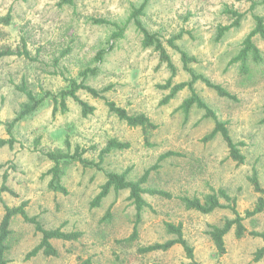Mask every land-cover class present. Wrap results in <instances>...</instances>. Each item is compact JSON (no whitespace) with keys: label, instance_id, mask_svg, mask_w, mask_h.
<instances>
[{"label":"rangeland","instance_id":"374dc122","mask_svg":"<svg viewBox=\"0 0 264 264\" xmlns=\"http://www.w3.org/2000/svg\"><path fill=\"white\" fill-rule=\"evenodd\" d=\"M142 3L145 8L140 21L164 45L177 69L174 83L190 80L178 52L168 45L180 34L174 44L196 58L197 63L189 66L192 72L236 96V101L222 98L203 83H194L201 100L219 122L226 124L231 139L244 144L240 148L243 164L236 165L227 158V148L219 135L210 142H201L214 123L196 107L185 117L180 106L189 96L187 90L168 104H160L168 92L158 86L170 77L169 70L165 64L158 66V54L153 49L142 48L141 36L132 24L101 63L95 61L97 52L107 47L112 29L92 20L122 25L132 9ZM229 9L244 14L240 27L217 40L218 27L233 21ZM253 15L264 19V0H72L71 5L61 0H0V51L19 48L24 41L30 55L36 57L34 61L15 56L0 58V121L10 122L26 101L17 90L23 83L36 98L45 92L57 95L69 89L70 80L79 83L83 80L81 74L93 69V74L87 73L85 85L97 91L108 88L102 93L105 99L130 115H146L158 126L149 135L150 146H146L139 128H129L108 111L103 99L83 90L76 95L95 107L92 115L83 117L70 98L65 101L66 111L58 110L53 115V100L49 97L35 113L16 124L12 130L15 145L0 149V164H4L0 185L2 172L7 170V186L17 197L0 194V219L2 203L17 206L26 201L28 215L36 216L44 228L61 226L66 232H81L82 237L77 242L53 241L56 257L37 254L26 259L40 236L33 225L16 218L11 223L6 253L9 264H77L78 259L86 258L92 264L187 263L179 246L166 252L137 254L138 246L174 238L166 233V222L182 224L183 236L199 264H264V257L253 261L263 241L250 235L236 239L233 230L225 236V255L217 256L208 233L211 226H221L233 218L229 209L203 215L184 209L176 199L202 198L209 187L224 190L235 199L237 211L244 216L259 197L248 181L253 168L264 188V42L259 37L254 39L262 61L255 64L249 59L246 74L239 64L230 63L254 27ZM7 16L9 24L3 21ZM66 137L71 153L80 147L86 151L83 157L94 163H98L99 151L110 139L129 142L131 147L104 156L99 168H84L78 162L65 165L62 184L67 195H61L47 188V171L52 165L45 154L56 149L66 152ZM0 138H7L4 125H0ZM167 152L177 155L160 162L159 168L150 172L145 187L169 192L175 198L144 195L150 208L140 214L138 239L131 245L121 244L131 234L136 215L127 199L128 192L112 191L98 208H90V203L107 173L127 171V179L135 181ZM220 202L226 205L223 199ZM109 209L111 218L105 220ZM243 224L248 232L264 233V213L245 218Z\"/></svg>","mask_w":264,"mask_h":264},{"label":"trees","instance_id":"16d2710c","mask_svg":"<svg viewBox=\"0 0 264 264\" xmlns=\"http://www.w3.org/2000/svg\"><path fill=\"white\" fill-rule=\"evenodd\" d=\"M63 3L72 4V0H61ZM145 8V3H142L139 8H133L129 14L127 20L122 24L118 25L104 19H93L92 22L97 25L108 26L112 29L109 39L107 41V47L105 49H100L96 56L95 61L101 63L103 57L111 52L115 47L117 41L121 40L124 37V33L129 24H132L134 29L141 36V46L143 49H153L158 54V66L165 64L169 70L170 77L162 85H159L158 88L162 91H167L168 94L161 100V105L168 104L175 96L187 90L189 92L188 98H186L180 108L183 111L185 117L188 116L190 110L193 107L201 109L204 111V118L210 119L214 123V127L210 133L205 135L201 142L207 143L212 141L217 135H219L226 148L228 156L232 162L236 165L243 164L245 158L242 155L240 148L244 146L243 143L234 142L228 132L225 123L219 122L214 111L209 108L205 102L201 100L194 88V83L199 81L203 83L207 88L213 90L217 96L222 98H227L233 101H236L237 98L235 95H232L225 88L218 84L212 83L209 79L201 75H195L190 69L191 64L197 63L195 57L190 56L187 52L178 48L174 42L181 38V35H176L168 41V45L176 50L179 54V59L184 71H187L190 75V80L186 82L174 83L173 79L177 75V69L173 65L164 45L160 39L155 34H150L147 29L142 25L140 17L143 14ZM227 13L233 19L232 23L227 26H220L217 29V40L221 39L226 32L233 28H239L240 22L244 14L239 13L235 10H227ZM10 17L7 16L3 19L5 24H9ZM254 27L253 29L244 37L240 50L238 54L232 59L231 64H239L240 70L243 74L248 72V60L255 64L262 61L261 52L256 46L254 39L260 38L264 42V19L261 16L253 15ZM22 57L29 61L36 60V57L33 58L28 50L26 49L25 42H21V47L16 49L5 48L0 51V58L5 57ZM88 72L94 73V70L85 71L81 74L83 80L77 83L74 80L69 81V89L59 92V94L54 95L49 92H45L43 97L36 98L31 91L27 89L26 84H22L20 87H17V90L25 95L26 101L20 105V108L14 118L7 123L0 121V125L5 126V132L7 138H0V149L7 147L12 149L15 145V140L12 137V130L16 124L25 118L31 116L37 111L41 106L43 101L46 98H52L53 100V115L55 112L60 110L62 113L66 111L65 101L67 98L72 99L80 107L81 114L83 117L92 115L95 111V107L89 105L87 102L81 100L76 95L78 90H83L91 95L93 98H100L104 100V104L107 107L108 111L115 115L119 121L124 122L129 128L135 129L139 128L143 136V142L146 146L149 144V135L152 131H155L158 126L153 123L146 115L144 114H134L130 115L127 110L123 107L118 106L115 102L105 99L102 95L108 88H104L101 91H97L84 84V80L88 76ZM264 111V108H263ZM264 122V119L262 120ZM66 152L61 149H56L54 151H49L45 154V157L51 163L50 169L47 171V174L50 175L47 188L49 191L54 193H59L61 195H67V190L62 184V174L65 165L70 162H78L84 168L86 167H95L99 168V165L103 162L104 156L114 152V151H123L131 147L129 142H122L116 139H110L107 141L105 146L99 151L98 154V163H94L86 160L83 156L85 150L80 147H75L73 153H71V146L69 139L66 137L64 140ZM176 153L167 152L159 156L157 163L152 166L150 169L146 170L137 180L129 181L127 179V171L124 173H107L105 175V182L100 186L98 193L92 199L90 203V208H98L102 201L107 198V196L113 191L116 194L121 191H127V199L130 201V204L134 206L136 215L135 222L132 228L131 234L124 238L121 241V244H133L138 239V229L137 225L140 222V214L143 209L150 208L148 203L144 199V195L148 196H157L163 199L172 200L175 197L169 192L145 187L148 182L149 174L152 170H157L159 168V163L165 159L176 156ZM4 168V164H0V171ZM12 170L15 171V167L11 166ZM8 180V171L4 170L2 172V182L0 185V194L5 193L13 197L17 195L7 186ZM251 184L253 191L259 194V197L252 210L246 211L244 216H241L236 209V202L234 198H231L224 190H214L209 187V192L204 195L202 198L198 197H188L180 196L176 199L183 205L184 209L192 210L199 212L203 215H208L213 213L217 209L226 208L229 209L232 213V219H226L221 226H211L209 231V237L212 241V244L216 250L218 257H222L226 253L225 245V236L233 230L234 236L236 239H241L246 235H250L255 238H260L263 241V245L254 253L253 261L259 262L264 257V233L260 232H248L245 228L243 221L245 218H253L259 214L264 213V188L260 185L257 171L253 168L252 173L248 179ZM220 199H223L226 202V205L221 204ZM28 202L23 201L17 206H8L5 203H2L3 215L0 219V264H9V261L6 259V253L9 249L8 240L11 235V223L14 219L19 218L24 223L34 226L35 232L40 236L38 245H36L27 255L26 259L36 256L37 254H42L46 257H56L58 255L57 250L53 247V241H62V242H77L81 237L82 233L78 231L66 232L62 230V227H57L54 229L44 228L36 216H29L27 213ZM111 218L110 209L107 210L104 219L109 220ZM166 233L168 235L174 236V238L166 240L164 242H156L146 246H138L136 249L137 254L147 255L155 252H166L173 248L174 246H179L185 256L187 263L181 264H199L194 257L193 248L187 243L183 236L182 224H173L166 222L164 224ZM77 264H92L90 258L78 259Z\"/></svg>","mask_w":264,"mask_h":264},{"label":"crops","instance_id":"0c3cea01","mask_svg":"<svg viewBox=\"0 0 264 264\" xmlns=\"http://www.w3.org/2000/svg\"><path fill=\"white\" fill-rule=\"evenodd\" d=\"M188 262V261H187Z\"/></svg>","mask_w":264,"mask_h":264}]
</instances>
